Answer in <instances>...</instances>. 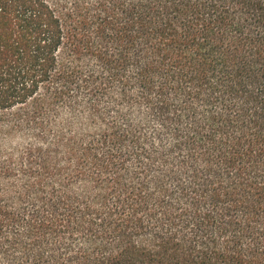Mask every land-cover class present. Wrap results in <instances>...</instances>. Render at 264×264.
I'll return each instance as SVG.
<instances>
[{
    "label": "trees",
    "instance_id": "1",
    "mask_svg": "<svg viewBox=\"0 0 264 264\" xmlns=\"http://www.w3.org/2000/svg\"><path fill=\"white\" fill-rule=\"evenodd\" d=\"M0 264H264V0H0Z\"/></svg>",
    "mask_w": 264,
    "mask_h": 264
},
{
    "label": "rangeland",
    "instance_id": "2",
    "mask_svg": "<svg viewBox=\"0 0 264 264\" xmlns=\"http://www.w3.org/2000/svg\"><path fill=\"white\" fill-rule=\"evenodd\" d=\"M26 139H28V137L22 139L15 138L13 140L3 142L1 145L4 150L9 152V150H16V148L22 145L26 141Z\"/></svg>",
    "mask_w": 264,
    "mask_h": 264
}]
</instances>
